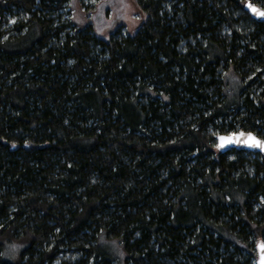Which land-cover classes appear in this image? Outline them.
<instances>
[{"label":"trees","instance_id":"obj_1","mask_svg":"<svg viewBox=\"0 0 264 264\" xmlns=\"http://www.w3.org/2000/svg\"><path fill=\"white\" fill-rule=\"evenodd\" d=\"M136 1L108 40L0 2V264H254L264 155L216 137L264 139V0Z\"/></svg>","mask_w":264,"mask_h":264},{"label":"rangeland","instance_id":"obj_2","mask_svg":"<svg viewBox=\"0 0 264 264\" xmlns=\"http://www.w3.org/2000/svg\"><path fill=\"white\" fill-rule=\"evenodd\" d=\"M2 0H0L1 2ZM87 8L80 0H70L72 19L75 26L86 28L92 26L95 35L108 40L117 29H123L128 35H133L141 28L146 16L136 0H84ZM228 87L231 92L239 87V78L231 70L227 76ZM255 253V252H254ZM255 253L254 264H256Z\"/></svg>","mask_w":264,"mask_h":264},{"label":"water","instance_id":"obj_3","mask_svg":"<svg viewBox=\"0 0 264 264\" xmlns=\"http://www.w3.org/2000/svg\"><path fill=\"white\" fill-rule=\"evenodd\" d=\"M249 5H252L253 8H256L260 11H264V9L255 5L251 1H247L245 5H243L244 10L247 11L254 20H256L259 23H264V16L254 14L251 8L249 7ZM249 134L258 140L264 141V139L258 137L253 132L239 131V132L230 133V134H219L216 137V140H217L216 148L221 154H224V155L226 153H229L232 150L248 151L253 154L259 153L261 155H264V151L260 150L259 148L248 146V143L246 141L248 139ZM221 138H224L223 141L221 140ZM221 144L223 146H221ZM262 243H264V240L261 239L256 243V246H255V250H256L255 253H257L256 264H262V253H261V248H260V245Z\"/></svg>","mask_w":264,"mask_h":264},{"label":"snow or ice","instance_id":"obj_4","mask_svg":"<svg viewBox=\"0 0 264 264\" xmlns=\"http://www.w3.org/2000/svg\"><path fill=\"white\" fill-rule=\"evenodd\" d=\"M249 7L251 8L254 14L264 16V11H260L256 8H253L252 5H249ZM223 139L224 138H221L222 141ZM246 142L248 143L249 147L259 148L260 150L264 151V141L258 140L249 134ZM221 146L223 145L221 144ZM260 248H261V253H262V264H264V243L260 245Z\"/></svg>","mask_w":264,"mask_h":264}]
</instances>
